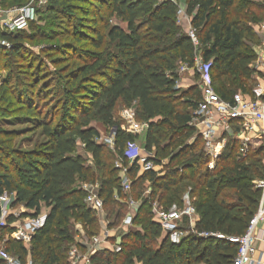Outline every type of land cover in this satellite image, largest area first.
Here are the masks:
<instances>
[{
    "label": "trees",
    "instance_id": "1",
    "mask_svg": "<svg viewBox=\"0 0 264 264\" xmlns=\"http://www.w3.org/2000/svg\"><path fill=\"white\" fill-rule=\"evenodd\" d=\"M18 1V6L29 2ZM179 1L50 0L47 14L65 18L67 11L81 14L87 35L67 31L75 43L90 51H76L67 44L64 48L52 46L60 54L79 53L84 65L67 76L66 87L57 92L61 99L44 116L39 108L49 91L45 90L48 82L43 88L32 83L31 91L16 89V100L34 116L31 120L41 128L44 143L22 151L13 146L16 135L0 131V196H16L14 206L24 205L28 210L22 219L39 216L44 206L50 209L45 226L36 232L29 247L11 237L16 217L11 216L7 227L1 229L5 252L22 264H71L73 247L86 252L75 241L72 221L83 226L87 240L101 233L102 224L86 205L88 193L80 183L100 185L108 229L118 228L129 214V198L139 202L133 228L122 239V251L99 250L90 257L91 264H234L239 245L226 238L243 236L258 209L262 192L255 182L264 178V147L251 148L243 158L239 141L230 139L211 170L204 143L189 126L202 96L197 85L188 90L178 88V67L186 64L193 68L201 57L211 63L213 84L223 100L230 101L239 92L253 95L248 82L254 79L251 65L258 55L252 45L261 43L254 25L264 20V0H185L197 43L179 26ZM58 32L35 23L28 31L0 29V68L11 76L21 67L30 73L35 56L24 42L54 40ZM27 56L30 59L24 62ZM35 70L34 81L41 77L42 66ZM1 89L5 102L9 88ZM81 96H87L88 101L82 102ZM134 103L138 119L148 124L145 150L154 153L158 166L168 160L160 172L140 174V166L130 165L126 156L128 145L138 137L124 130L116 109ZM0 115L8 118L5 110ZM94 119L108 133L117 129L113 149L98 142L101 134L92 125ZM80 147L84 153L79 152ZM118 161L128 169L132 181L128 194L123 192ZM185 194L192 198L199 221L190 229V218L184 217L180 229L190 234L174 245L169 238L163 239L152 206L157 202L166 210L183 207ZM202 233L223 238H202ZM0 264L6 262L0 259Z\"/></svg>",
    "mask_w": 264,
    "mask_h": 264
},
{
    "label": "built area",
    "instance_id": "2",
    "mask_svg": "<svg viewBox=\"0 0 264 264\" xmlns=\"http://www.w3.org/2000/svg\"><path fill=\"white\" fill-rule=\"evenodd\" d=\"M49 2L50 0H32L26 6L4 10L0 1V29L7 32L28 31L30 24L37 22L38 11L42 7H46ZM262 33L264 35V24L262 26ZM188 34L197 43L195 31L192 28H190ZM1 44L10 47L6 42H1ZM257 55L258 58L251 65V69L255 72V75L262 77L264 81V55L262 57L259 54ZM181 70L182 72L192 70L198 75L197 86L202 98L198 108L193 113L189 126L195 129V138L199 137L202 139L204 151L211 158L209 165L211 170L216 167V162L226 150L230 139L239 141L240 154L243 158L248 155L249 150L253 146L264 147V84L259 85L253 91V95L239 92L234 95L232 100L225 101L215 90L211 74V63H205L201 57H197L195 67L189 68L186 64H183ZM179 83L180 81L177 83L178 88H180ZM124 112V119L127 120L128 117L126 116L130 117V115L128 112ZM127 126L128 131L137 134L141 133L144 128H148L147 124L140 125L134 122H128ZM124 130L126 131L125 127ZM116 132L117 129H112L106 137L101 136L98 142L106 144L113 149ZM145 151L137 142L130 143L126 149V156L130 165L137 163L140 166V171L143 173L149 170L157 172L156 168L158 165L155 163L154 153ZM116 167L121 170L120 177L123 192L128 194L132 186V181L127 175L128 169L123 166L121 161L116 163ZM79 186L88 193L85 203L89 209L97 214L102 227L104 225L106 230L90 240H80L78 243L86 247L88 246V251L81 252L77 247H73L69 259L71 264H91L90 257L99 251L100 248H105V250L113 253L122 251V239L129 229L133 227V215L139 202L134 200L128 202L131 211L123 220L121 227L123 229L122 237L114 244H111L104 202L99 196L100 185L98 183L95 185L80 183ZM255 186L262 192V195L258 209L246 233L241 237L226 238L227 241L239 245L234 264H264L262 259L254 258L257 253L256 243L260 240L259 225L260 223H264V178L256 181ZM12 203L11 194L5 193L3 196H0L2 207L0 231L3 227H7L8 219L14 216L17 218V224L14 223L12 225L15 228V232L11 237L24 243L26 246H30L36 232L45 226L48 213L42 212L39 216L22 219L20 215L18 216L10 212ZM184 206V208L173 206L169 210L164 209L157 202L152 206L154 222L162 227L164 237L167 236L174 245H180L190 234V232L180 229L183 218H192L196 214L195 207L190 203L189 195L184 197ZM29 213L34 214L33 211ZM193 233L195 232L193 231ZM199 236L202 238H223L219 234L208 233H202ZM0 259L4 260L6 264H22L16 257L8 255L1 248ZM28 264L32 263L29 262Z\"/></svg>",
    "mask_w": 264,
    "mask_h": 264
},
{
    "label": "rangeland",
    "instance_id": "3",
    "mask_svg": "<svg viewBox=\"0 0 264 264\" xmlns=\"http://www.w3.org/2000/svg\"><path fill=\"white\" fill-rule=\"evenodd\" d=\"M1 5H2V0ZM32 0H29V2L23 6L28 5L31 3ZM15 3V4H14ZM26 3V2H24ZM21 4L18 0L16 2H13L12 0L5 1V5L2 8L4 10H10L18 7ZM23 4V3H22ZM49 5V4H48ZM42 7L38 13H37V22L36 25H39L40 27H43L46 31H51L56 29L58 32V36L54 38V40H46L42 38H36L32 40H26L24 42L25 47L29 50V52L33 53L35 56L34 60V67L36 66H42L41 70V77H39L38 80L34 81V77L36 78V70L33 68L31 72L29 73L27 67H21L18 70H14L12 72V76L10 74V71L5 70L3 66L0 68V113L1 111L5 110L8 114V118H4L0 115V131L7 132L16 135V137L13 140V146L16 149L22 150V151H30L34 149L36 146L44 143L46 139L44 138L42 134V130L39 127L38 123L31 120L34 118L33 115L28 114L24 109L21 108L20 104L16 100L17 92L18 90H25L28 89V91H31V84L36 83L37 87H42L43 83H47L45 85V90H49L47 92L46 96H43L41 99V104L39 110L42 111L43 116L46 114V111L50 107H55L56 103L61 99V97L58 95V90H62L63 87H66V78L67 76L74 71H77L80 67H82L84 64L82 61L79 60L78 56L79 53H75L73 51L70 52V55H67L66 52H62L60 54V51H55L52 46L57 47H65L67 45H72L76 51L82 50L83 52L88 51L89 49L85 47L82 43H75L73 38L70 36V33L75 31L76 33H81L83 35H87L88 28L85 25L84 20L82 19V16L79 12L76 10H71L70 12L67 11V15L65 17L59 16V15H51L47 14L46 10L47 7ZM184 5V3H183ZM179 10L181 11L182 5L178 6ZM183 10V9H182ZM184 11V10H183ZM263 15V14H260ZM189 21V19H188ZM187 18L185 15H183V19H179V26L181 29L188 33L190 31V26L188 24ZM114 23H116V20H114ZM264 24V20L261 23H258L257 25H254V30L257 33L261 43L258 45H252V49L255 51L256 54L264 55V35L262 33V26ZM67 29L70 31V33L67 31ZM74 33V32H73ZM68 49V48H66ZM90 51V50H89ZM28 55V54H27ZM83 55L86 57V54L83 53ZM32 56V55H30ZM30 56H27L24 62H27L28 59H30ZM182 65L178 67V74L180 75V81H182L185 77H188L186 74L187 72H182ZM182 83V82H181ZM179 83L180 88L184 90L183 84ZM189 83V82H188ZM198 84V81L196 79V82ZM7 86L9 88V100H6L5 102L2 101V87ZM248 86L251 89H256L259 86V82L255 79H252L250 82H248ZM43 88V87H42ZM18 89V90H16ZM81 95H89L88 93H83ZM37 93H35L34 98L36 100ZM87 96H81L78 99H82L81 101L86 103L88 100L86 99ZM28 99V98H27ZM11 100V102H9ZM45 103V106H43ZM138 105L134 103L133 105L127 107L126 105H119L116 109V117L120 118V112L126 111L129 113V116L127 120L121 119V125L125 127L128 122H134L136 124L140 125H146L147 123L144 121H141L138 119ZM52 109V108H51ZM127 113V114H128ZM119 115V116H118ZM132 115V116H131ZM59 119V116L57 117ZM94 127H96L101 136L106 137L108 133V129L105 128L102 123H100L97 119L93 120ZM148 125V124H147ZM137 144L145 150L144 144L141 141H135ZM201 147V146H200ZM204 147V146H203ZM260 146H253L252 149L257 148ZM204 149V148H203ZM80 153H84V149L80 147L79 149ZM146 152V151H145ZM88 158L90 157L87 155ZM166 160H164L165 162ZM162 171V169L160 170ZM158 171V172H160ZM147 186V192L149 193V184H146ZM188 194H185V197ZM11 200H12V206L10 208V212L16 215L22 216L23 213H27L28 210L25 208L24 205L14 206L16 196L14 194H11ZM132 199H128V201H131ZM190 203L193 206V200L189 196ZM185 207V206H184ZM183 207V208H184ZM182 208V207H179ZM43 213L50 212V209L43 207L42 210ZM123 223V222H122ZM71 230L74 233L75 241L76 239H86L83 236V230L80 227V224L78 222L72 221ZM122 224L117 228L121 229ZM191 232H193L191 230ZM1 235V231H0ZM9 237L6 235V239ZM29 247V246H27ZM1 250L4 249V243H0ZM29 263V261H28Z\"/></svg>",
    "mask_w": 264,
    "mask_h": 264
},
{
    "label": "crops",
    "instance_id": "4",
    "mask_svg": "<svg viewBox=\"0 0 264 264\" xmlns=\"http://www.w3.org/2000/svg\"><path fill=\"white\" fill-rule=\"evenodd\" d=\"M183 3H184V5H183ZM181 5H182V8H181V11L179 10V19H183V15H185L186 18H187V21L189 19L188 24H189V26L191 28V17L187 14V4H186V1L185 0H180L179 1V6H181ZM186 75L188 77H185L182 81H180V83L182 82L181 84L184 85L183 86L184 90H188L189 88L194 87V86L197 85V83H195L196 82V73L195 72H193L191 70V71H188ZM254 79L259 82V85L264 84V81H263V78L262 77L257 76V75H254ZM124 113H125L124 111H121L120 112V118L121 119H124ZM127 128H128V126L125 125L126 132L137 136L138 139L136 141H141L144 144V147H145L146 134H147V129L148 128H144L143 131L141 133H139V134L134 133V132H130V131L127 130ZM166 164H168V160H166L165 162H163V164L161 166H157V168H156L157 172L160 171L161 169L163 170V168L165 167ZM140 174H143V172L140 171ZM198 221H199V216H198V214L196 212V214H194L192 216V218H190V223H189L190 229H194L195 228V225H196V223ZM80 227L83 230V226L81 224H80ZM102 228H103V230L101 229V232L106 230L105 227H104V225H103ZM259 229H260V233H259V236L260 237H259V239L261 241L259 240L256 243L257 253L255 254V257L254 258L255 259H259L260 258V259L263 260V263H264V242H263V239H264V223H260ZM108 231H109V235H110V238H111L110 239L111 244H114L116 241H118L122 237V233H123V229L122 228L121 229H117V228H115V229H108ZM83 236L85 238L84 231H83ZM163 239H164V235H163ZM163 239H161V240H163ZM76 240H77L76 241L77 243L80 240H83L84 241V239H79V240L76 239ZM80 245H82V244H80ZM82 247L86 248L87 251L89 249L88 246L86 247L85 245H82ZM99 250H105V248H100ZM137 264H140V263H137Z\"/></svg>",
    "mask_w": 264,
    "mask_h": 264
},
{
    "label": "water",
    "instance_id": "5",
    "mask_svg": "<svg viewBox=\"0 0 264 264\" xmlns=\"http://www.w3.org/2000/svg\"><path fill=\"white\" fill-rule=\"evenodd\" d=\"M167 238H168L167 236L164 237V239H167Z\"/></svg>",
    "mask_w": 264,
    "mask_h": 264
}]
</instances>
